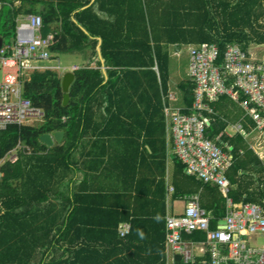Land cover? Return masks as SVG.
<instances>
[{
  "label": "trees",
  "instance_id": "obj_1",
  "mask_svg": "<svg viewBox=\"0 0 264 264\" xmlns=\"http://www.w3.org/2000/svg\"><path fill=\"white\" fill-rule=\"evenodd\" d=\"M0 3V38L4 40L7 56H12L19 19L35 15L43 19V37L55 35L50 49L54 60L74 53L89 60L74 72L67 107L63 105L60 70L31 72L25 79L24 96L44 110L45 121L38 126H14L0 132V160L19 144L33 151L30 155L21 152L15 164L8 162L1 169L0 264H166L161 255L166 249L164 180L159 182L152 200L149 196L135 200L133 220L128 211L111 210L105 212L104 220L85 219L82 217L91 211L83 207L91 208L90 204L64 198L61 189V182L72 171L68 156L89 132L96 134L94 105H110L108 111L113 119L100 137L120 138L134 129L144 131L149 158H141L146 170L141 187L156 186V180L149 182L150 175L154 179L155 170L161 168L164 176L167 168L161 88L168 93L170 48L215 43L224 52L227 44H237L251 55L254 46L264 45V0H0ZM100 60L105 62L107 81ZM178 87L185 105L192 107L193 84L187 79ZM246 99L242 95L241 101ZM229 105L239 104L224 97L211 106L217 115L210 117L208 135L218 138V144L234 155V165L228 173L236 186L231 197L237 203L257 202L264 198L263 169L257 158L252 159L250 151L241 158L243 137L230 139L223 135L227 123L222 109ZM63 118L67 119L65 123ZM58 131L66 134L69 147L50 149L41 141L44 135ZM176 164V198L193 194L199 186L203 190V205L218 218L225 217L221 190L187 175L180 161ZM148 203L150 209H155L151 215L155 218L149 221L141 219ZM125 222H131L132 230L126 238H120L118 228ZM98 230L101 236L94 244L84 240L87 233L96 235ZM150 232L159 237H154L151 243ZM137 242L140 246L132 252V244ZM157 245L159 253L154 256ZM144 252L152 255L144 258Z\"/></svg>",
  "mask_w": 264,
  "mask_h": 264
},
{
  "label": "built area",
  "instance_id": "obj_2",
  "mask_svg": "<svg viewBox=\"0 0 264 264\" xmlns=\"http://www.w3.org/2000/svg\"><path fill=\"white\" fill-rule=\"evenodd\" d=\"M1 7V3H0ZM43 19L29 15L19 19L12 56L3 48L0 83V132L11 127L43 123L46 114L24 96L25 79L38 70H60L46 63L53 61L50 52L55 35L44 38ZM189 81L194 86L192 107L175 105L179 99L173 92L165 96L167 144L173 156L185 167L188 175L205 184L217 186L225 198V217L202 207L198 195L185 198L183 215L166 218L167 264H264V205L237 203L232 197L233 184L228 173L234 156L208 135L211 107L224 97L241 105L246 116L255 123L253 130L264 133V57L251 55L240 45L227 44L224 52L215 43H203L189 48ZM74 67L72 72L78 71ZM158 72V68H156ZM244 95L247 99L241 101ZM236 131L247 135L241 124ZM247 139V137H246ZM19 144L16 150L0 160L2 167L18 161V151L30 149ZM128 223L119 227L121 238L130 235ZM204 233L203 241H188L185 236ZM262 240L263 245L259 242Z\"/></svg>",
  "mask_w": 264,
  "mask_h": 264
},
{
  "label": "crops",
  "instance_id": "obj_3",
  "mask_svg": "<svg viewBox=\"0 0 264 264\" xmlns=\"http://www.w3.org/2000/svg\"><path fill=\"white\" fill-rule=\"evenodd\" d=\"M173 47V46H172ZM184 46H174V50L170 51V61L174 56L180 57L178 52H174L175 49H180ZM191 47V46H190ZM189 47V48H190ZM171 49V48H170ZM58 59V58H57ZM100 59V58H99ZM103 64V72L105 74L106 81L108 80L107 70L104 66V63L102 60H100ZM52 62V61H51ZM50 62V63H51ZM50 63H46L52 67H56L51 65ZM84 63L79 65H74L72 68H62L61 69V79L65 75V73L72 72V69L74 67H82ZM190 67V65H189ZM2 70V69H1ZM74 73V72H73ZM159 74V71L157 72ZM171 75V70H170ZM187 79H189L187 74ZM186 79V80H187ZM63 80V79H62ZM185 79L183 81H186ZM182 81V82H183ZM180 84V83H179ZM179 84H177L179 86ZM168 85V89H169ZM175 91H168L173 92L177 95L179 101V106H185L184 103V95L183 93L178 89ZM168 93H164V90L161 88V94H162V101H163V114L166 124V145H167V168H166V175H162L163 169L155 170L154 179L152 178L154 175H150L149 182H152L156 180L157 185H143L141 187V183H143V179L145 176V169H143V163H142V157L149 158L147 155L148 153L145 151L147 148L146 140L147 135L144 131H141L139 129H134L129 131L130 133L123 135L120 138L116 137H100V132L104 130V128L112 122L113 117L111 116V113H109L108 109L110 105H94L95 114L93 117V129L96 132H89L86 136H84L77 145L72 149L71 155L68 156V166L71 168V173L68 174L65 181H62L61 189L64 191V198L74 199L77 200V202L82 203L83 200L87 202V204H90L89 208L88 206H84L83 208L89 209L90 214H85L82 218H90L92 220H99L103 218L105 219L106 213L108 211H116L120 213H130L132 216L134 215V206L135 200L138 198H141L142 196H149L150 199H153V195L155 194V190H158V185L160 181L165 182V215L166 218L168 216H180L184 213L177 215L172 214L176 211V205L185 201V198L188 196L198 195L201 198V205L205 209L209 211V207H205L203 205L202 196L203 190L199 189V186L196 191H193V194L186 195L182 198H176V186H175V172H176V163L178 162L177 158L173 156V150L171 147H168L167 144V119L165 114V96L168 95ZM116 109H114L115 111ZM222 111H224L226 116L222 115V117L226 118L225 121L227 123V128L223 131V135L230 138V139H236L237 137L241 136L244 140V145L240 149V156L242 159L245 158L247 152L251 153L253 158H257L258 161L261 163L260 169H263L264 173V133H261L258 135L253 128L255 127V123L251 118L246 116V112L243 110L241 105H229L224 106ZM67 121L66 118H63V122L65 123ZM42 123H32L29 126H38ZM243 125L245 127L247 135H243V133L236 131L235 127L238 125ZM246 127L248 130H246ZM62 132V131H58ZM58 132H54L52 134H48L51 136L54 144L53 146H49L46 144L50 149L56 148L58 146H66L69 147L70 144H68L66 140V134L64 133V137L61 142L56 141L55 134ZM47 135V134H46ZM247 137V139H246ZM256 141V144L258 147H256L253 143ZM259 143V144H258ZM22 145V144H21ZM19 146V145H18ZM22 147L32 149L30 147H26L23 145ZM17 149V148H16ZM15 149V150H16ZM21 152H28L27 150L20 149L18 151V157ZM33 153V151H32ZM31 153V154H32ZM28 154V153H26ZM30 155V154H28ZM233 155V154H232ZM66 156V155H65ZM234 156V155H233ZM150 162V161H149ZM186 172V170H185ZM145 173V174H143ZM187 174V172H186ZM188 175V174H187ZM191 176V175H189ZM146 177V176H145ZM164 177V178H162ZM194 177V176H192ZM197 180H199L197 177H194ZM201 181V180H200ZM153 187V188H152ZM233 191H235L236 186H234ZM264 189V184L262 185ZM158 192V191H157ZM158 195V194H157ZM223 196V195H222ZM89 197H93L89 199ZM224 198V197H223ZM225 200V198H224ZM147 204V203H146ZM225 204V201H224ZM252 204H258V205H264V198L259 199L257 202H253ZM65 205V203H64ZM80 207L81 204H78ZM147 209H145L141 215V219L143 220H153L155 217L151 216L153 215V212H155V209L149 207V203L147 205ZM187 207V206H186ZM115 209V210H112ZM186 210V208H185ZM128 211V212H127ZM150 215V216H148ZM216 215V214H215ZM93 217V218H92ZM220 218V217H219ZM223 218V217H222ZM81 219V220H85ZM131 224V222H125L123 224ZM120 225V226H121ZM119 226V227H120ZM119 231V228H118ZM99 232V230H98ZM166 232V230L164 231ZM86 234L84 236V240H87L88 242L94 244L97 240H99V233ZM159 238L150 232V243L152 240ZM121 238V236H120ZM144 239H148L147 235H144ZM161 239V237H160ZM185 239L188 241H203L205 240V234L204 233H196L193 236H185ZM100 243V242H98ZM140 246L139 242L132 244V252L135 251L136 247ZM158 250V245L155 246V255H158L159 252H156ZM166 250V249H165ZM166 252V251H165ZM144 258H148L149 255H152L151 253L144 252ZM162 262H165L167 264V258L165 253L162 251ZM155 260V259H154ZM157 261V260H155Z\"/></svg>",
  "mask_w": 264,
  "mask_h": 264
},
{
  "label": "rangeland",
  "instance_id": "obj_4",
  "mask_svg": "<svg viewBox=\"0 0 264 264\" xmlns=\"http://www.w3.org/2000/svg\"><path fill=\"white\" fill-rule=\"evenodd\" d=\"M17 5H20L19 2L16 3ZM189 47L190 46H184L180 49H175L174 52H178L180 57L174 56V58L171 59L170 61V70H171V75L169 77V89L170 91H175L177 89V84L181 83L184 79H187V74L189 77V65H190V56H189ZM255 49V50H254ZM174 50L173 47H171L170 51L172 52ZM253 53L258 55L259 58L264 57V45L261 46H254L253 47ZM90 52H87V56H89ZM84 63L82 66H85L89 63V60L86 59V56H82L80 54H66V55H61L58 59L53 60L50 64L53 66H61L62 68H72L74 65H79ZM3 80V72L0 67V83ZM62 84V83H61ZM178 105V104H175ZM29 126V125H28ZM258 135L261 133L258 131L256 132ZM254 142V141H253ZM256 147V141L253 143ZM259 144V143H258ZM177 209L175 213L172 214H177L180 215L185 212V208L187 206V201H183L179 204L176 205ZM261 245H263L262 240L259 242ZM36 264V262H35Z\"/></svg>",
  "mask_w": 264,
  "mask_h": 264
},
{
  "label": "water",
  "instance_id": "obj_5",
  "mask_svg": "<svg viewBox=\"0 0 264 264\" xmlns=\"http://www.w3.org/2000/svg\"><path fill=\"white\" fill-rule=\"evenodd\" d=\"M4 48V40L2 38H0V51ZM62 90H63V105L65 107H67L70 104L71 101V95H70V91H71V87L74 84L75 81V74L73 72H68L65 73V75L62 78ZM64 137V133L63 132H58L55 134V139L58 142H61L62 139ZM41 141H43L44 143H46L49 146H53L54 142L51 138L50 135H44L41 138Z\"/></svg>",
  "mask_w": 264,
  "mask_h": 264
}]
</instances>
